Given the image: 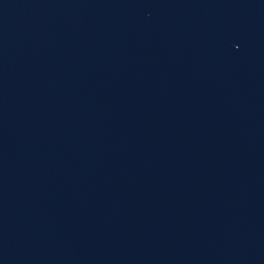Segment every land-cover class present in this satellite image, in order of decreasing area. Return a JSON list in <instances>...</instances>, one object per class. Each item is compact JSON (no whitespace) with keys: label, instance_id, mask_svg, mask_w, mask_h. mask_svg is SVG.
<instances>
[{"label":"water","instance_id":"water-1","mask_svg":"<svg viewBox=\"0 0 264 264\" xmlns=\"http://www.w3.org/2000/svg\"><path fill=\"white\" fill-rule=\"evenodd\" d=\"M0 264H264V0H0Z\"/></svg>","mask_w":264,"mask_h":264}]
</instances>
